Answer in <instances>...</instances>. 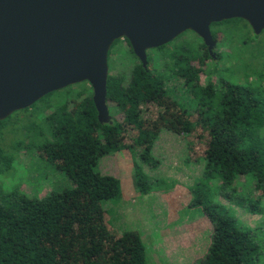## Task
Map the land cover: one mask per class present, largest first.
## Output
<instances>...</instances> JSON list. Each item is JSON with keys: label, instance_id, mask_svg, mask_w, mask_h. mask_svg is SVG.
Segmentation results:
<instances>
[{"label": "trees", "instance_id": "trees-1", "mask_svg": "<svg viewBox=\"0 0 264 264\" xmlns=\"http://www.w3.org/2000/svg\"><path fill=\"white\" fill-rule=\"evenodd\" d=\"M213 26L225 27L221 34L231 37L240 26L250 30L239 18L211 23L212 36L216 33ZM122 39L128 47L125 57L136 64L128 77L111 73L110 53L119 42L114 40L107 52L105 85L106 104L120 108L121 120L97 121L91 88L84 85L87 82L76 83V89L69 85L49 92L0 120V264H146L138 232L126 230L113 240L102 212L92 216L82 211L71 222L66 214L74 200L88 204L121 198L119 180L100 171V160L128 151L139 162L153 165L151 149L161 128L182 135L191 148L200 145L201 152L193 161L200 163L201 172L187 188L185 208L202 214L211 231L205 252L190 264H264V238L216 199L222 196L248 213L264 212L260 203L264 195V136L260 133L264 104L258 95L264 90L263 81L255 87L220 78L217 86L210 80L199 83L197 75L203 70L190 62L201 65L207 57L215 64L200 38L199 43L170 45L171 40L153 48L158 51L157 64L169 73L155 74L149 67V49L142 68ZM171 81L180 82V95ZM76 102L79 110L73 114L70 110ZM46 109L51 112L44 114ZM20 150L35 157L37 177L43 180L50 170L59 171L68 186L28 196L17 180L15 159ZM241 176L251 187L237 181ZM133 177L139 192L148 190V178L136 162Z\"/></svg>", "mask_w": 264, "mask_h": 264}, {"label": "water", "instance_id": "water-1", "mask_svg": "<svg viewBox=\"0 0 264 264\" xmlns=\"http://www.w3.org/2000/svg\"><path fill=\"white\" fill-rule=\"evenodd\" d=\"M232 18L259 34L264 0H0V120L87 82L97 121L110 122L105 85L114 40L126 39L142 68L148 49L188 30L215 57L209 25Z\"/></svg>", "mask_w": 264, "mask_h": 264}, {"label": "rangeland", "instance_id": "rangeland-1", "mask_svg": "<svg viewBox=\"0 0 264 264\" xmlns=\"http://www.w3.org/2000/svg\"><path fill=\"white\" fill-rule=\"evenodd\" d=\"M212 29H215L213 34L216 32L212 36L215 40L213 49L215 64L212 65L211 59L207 57L203 58L201 65L196 61L190 62L192 67L203 70L197 75V81L205 84L207 80H210L217 86L220 78L228 82L255 87L262 80L264 85V29L254 35L247 27L240 26L235 37L222 35L220 30L225 29L223 26H213ZM197 37L195 33L188 30L175 38L170 45L185 44L191 40L199 43V37ZM243 42L245 43L242 44ZM127 48L123 39H119L112 48L109 57L112 74L128 77L130 68L132 69L136 64L135 60L125 57L124 52ZM157 53L158 51L154 49L148 50L149 67L155 74L168 75V69L157 64ZM216 54H220V58L216 57ZM211 68H214L215 72L208 76V70ZM170 83L178 90L179 81ZM78 84L82 85V82ZM79 85L73 84L72 87L76 89ZM84 85L89 86L87 83ZM175 89L174 92L180 95L179 90L177 92ZM258 95L264 104V90L258 92ZM107 107L110 117L121 120L122 112L118 106L108 103ZM31 110L32 108L28 110V114ZM78 110V103H73L70 111L75 114ZM49 112L51 109H46L44 114ZM260 133L264 136V125ZM151 150L153 165L139 162L134 154L128 151L103 157L99 163L100 171L119 180L121 198L100 203L92 201L88 204L74 200L71 202L66 218L71 222V219L82 211L92 216L102 212L108 228L113 232V240L126 230L140 234L145 246L146 264H190L205 252L211 231L210 223L202 214L185 208L189 199L187 188L201 172L200 163L193 161V158L201 152L200 145L195 144L191 148L182 135L161 128L156 133ZM35 160L33 155L22 150L17 152L15 162L19 173L17 180L20 190L30 197H38L52 188L68 186V181L59 171L50 170L51 173H47L43 180L37 177L33 168ZM134 162L140 166L148 178L149 188L144 193L139 192L134 186ZM237 181L251 187L242 176L238 177ZM239 188L241 186L237 190ZM216 199L229 205L241 223L255 231L257 229L256 234L264 238V212L248 213L242 208L229 204L222 196L216 195ZM260 203L264 208V195L260 198Z\"/></svg>", "mask_w": 264, "mask_h": 264}, {"label": "flooded vegetation", "instance_id": "flooded-vegetation-1", "mask_svg": "<svg viewBox=\"0 0 264 264\" xmlns=\"http://www.w3.org/2000/svg\"><path fill=\"white\" fill-rule=\"evenodd\" d=\"M206 49V48H205ZM207 51V50H206Z\"/></svg>", "mask_w": 264, "mask_h": 264}]
</instances>
